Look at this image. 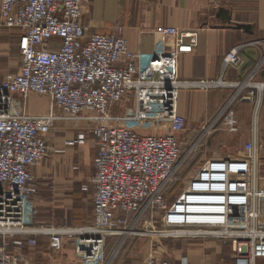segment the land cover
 I'll use <instances>...</instances> for the list:
<instances>
[{
	"label": "built area",
	"instance_id": "built-area-1",
	"mask_svg": "<svg viewBox=\"0 0 264 264\" xmlns=\"http://www.w3.org/2000/svg\"><path fill=\"white\" fill-rule=\"evenodd\" d=\"M89 2L0 0V23L20 34L21 58L19 71L0 84V264H33L37 239L56 233L76 236L70 238L84 264H107V238L133 231L148 217L156 218L154 212L173 237L216 238L230 244L234 264H258L264 260V227L254 208L257 153L208 160L170 208L166 203L164 187L197 151L184 142L181 90L215 84L183 81L180 75L181 57L193 54L199 33L158 28L165 50L146 60L130 50L120 31L87 34L83 17ZM256 44L263 46L264 40ZM239 51L227 54L225 68L242 63ZM246 81L238 84L240 91L251 88ZM31 94L49 98L51 111L28 113ZM130 96L134 107L117 114ZM57 110L72 121L92 123L98 139L94 221L80 230L34 228L27 220L29 202L38 193L33 168L50 153L43 132ZM219 116L225 128L239 130L233 110H221ZM213 123L203 131L216 128ZM86 139L80 134L76 142ZM146 264L189 261L151 258Z\"/></svg>",
	"mask_w": 264,
	"mask_h": 264
},
{
	"label": "crops",
	"instance_id": "crops-1",
	"mask_svg": "<svg viewBox=\"0 0 264 264\" xmlns=\"http://www.w3.org/2000/svg\"><path fill=\"white\" fill-rule=\"evenodd\" d=\"M222 10L225 13L220 17ZM226 13L231 23L247 25L249 29L232 27L228 18L226 21L223 18ZM83 22L88 35L120 31L130 50L146 60L152 55H161L165 50V43L156 34L158 28L197 31L199 44L195 51L181 57V78L191 83L227 81L229 86L226 89H229L242 80L245 82L260 61L262 48L256 41L264 40V0H90L85 7ZM19 39L18 33V43ZM235 49L240 50L242 63L225 68V57ZM198 92L199 89L195 88L183 91L181 113H188L193 100L198 98L208 106L220 98L226 100L229 97L223 88L218 92L205 91L201 96L196 94ZM50 104L49 98L45 97L33 99L30 106L39 113L36 116H42L51 111ZM221 110L214 111L213 116ZM58 125L56 134L50 133L46 138L50 148L48 157L33 168L38 193L29 202L27 220L34 228L62 231L90 226L94 221L93 198L91 208H81V199L88 197L91 191L94 196L92 182L96 173L98 139L93 132L90 133L84 120L75 121L74 125ZM80 134L87 137L84 144L76 142ZM89 180L92 181L90 185L86 183ZM52 191L54 196L65 198L62 206L50 208L53 207ZM65 205L69 208H64ZM47 236L38 238V244L43 241L47 246V251L39 252V260L44 257L41 264H45L47 258L51 264H73L75 258L69 239L61 234L56 239ZM135 248L132 253L119 257L116 264H140L137 262L142 260L139 257L145 255L143 242H136ZM185 258L192 264L187 256ZM76 259L80 264L78 256Z\"/></svg>",
	"mask_w": 264,
	"mask_h": 264
},
{
	"label": "rangeland",
	"instance_id": "rangeland-1",
	"mask_svg": "<svg viewBox=\"0 0 264 264\" xmlns=\"http://www.w3.org/2000/svg\"><path fill=\"white\" fill-rule=\"evenodd\" d=\"M113 32L117 33V30L110 33ZM261 48L262 54L260 56V61L252 70L250 75L251 79L249 78V80L244 83L245 85L247 83L250 84L251 88L240 91L242 88L238 84H233V88L226 89L229 86V84L226 83L227 81L215 83L211 86V89H202L197 87L195 89H199V92L196 94H200L199 96H201L202 93L205 94V91L211 90V92H218L219 89L223 88L227 91L229 97L226 100H222L220 98L216 101V103H210L208 106L205 105V102L202 99L198 98L197 101L193 100L188 113L183 114L180 111V113L184 115L187 120V128L183 133L186 136L184 137V142H192L197 151L189 158L186 157L183 160L177 168L171 181H169L164 187V193H166V203L169 208L179 198L182 191L186 188L188 182L192 179L195 173L202 168L208 160L213 158L235 156L244 157L255 155L257 153L258 163L254 170V178L255 183H257L258 190L254 208L257 210L260 224L264 227V90L262 92L258 90V86H264V44ZM20 61L21 58L18 50V31L9 29L0 23V84L7 74L16 73L18 71ZM242 82L244 81L242 80L238 83ZM183 91L184 90H181L180 99ZM245 97L251 98V101L244 102L243 98ZM42 98H45V96L38 94H31L29 96L27 106L28 113L33 116L39 115V113L35 111V108H31L30 103L33 99L39 100ZM260 102L261 104H259ZM134 105L133 96H130L129 102L121 106L120 110L116 109V112L117 114L123 115L127 113V108H132ZM50 106L51 104L49 105V108ZM221 108L222 110L229 109V111H234L235 119L239 123V130L237 132L223 126V120H220L219 116L220 112L213 116L214 111L216 112L221 110ZM54 114L56 118L52 122V126L43 132V138L45 140L48 137V134H56L57 129L59 128V123L61 125L64 123L74 125L75 123V121L70 120L67 115L60 110H57ZM214 121H216V128L211 129V131H203L204 128H208L213 125ZM85 122L87 123L89 130H91L92 123L87 120ZM91 132L92 131H90V133ZM186 147L185 149H187ZM91 180L86 183L90 185L92 182ZM90 193L91 194L88 197L85 198L83 196L81 199V208L92 207L93 192L91 191ZM54 195L55 192L52 191V200H50L53 202V207L50 208H54V206H62L64 204L63 200L65 198ZM64 208L69 207L65 205ZM152 215L156 218L153 219L148 217L141 224L139 223L135 228H133V231L129 233L127 232V234L122 236H111L107 238V246L104 249L108 258L107 264H116L119 257L123 254L132 253V251L136 249V242L139 241L143 242L145 249V255L141 256L144 258L139 257V259L142 260L137 261L140 264H146L148 259L153 256L172 261H177L180 258L181 261L185 258V256H187L192 264H234L233 253L229 243L216 238L204 240L175 238L170 234L169 230L162 226L159 212H154ZM87 227L88 226L77 229H68L80 230ZM165 234L167 235V238L163 237L166 236ZM57 235H60V233H56L55 235L50 234L47 237L54 239L60 238V236L57 237ZM71 236L72 235L65 234V237L69 239V245L72 247L74 253L72 254L75 258L73 264H78L76 256H78L81 260L80 264H84L83 258L79 254L78 249H76L74 241L76 236H72L74 238H70ZM137 249H139L138 245ZM41 251H47V246L43 241H41V243L39 242L36 248L37 257L36 260H33V264H41V261L44 260V257L39 260V252ZM127 261L129 260L127 259ZM259 262L264 264V260ZM44 263L51 264L52 262L49 258H47Z\"/></svg>",
	"mask_w": 264,
	"mask_h": 264
},
{
	"label": "water",
	"instance_id": "water-1",
	"mask_svg": "<svg viewBox=\"0 0 264 264\" xmlns=\"http://www.w3.org/2000/svg\"><path fill=\"white\" fill-rule=\"evenodd\" d=\"M224 13H225V11L222 10L221 13H220V17H221ZM225 16H226V17H223V18H225V21H226L227 18H228V17H227V13H226ZM228 20H229V18H228ZM229 24L232 25V27H235V28H238V29H245V30H248V29H249V26H247V25L233 24V23L230 22V20H229Z\"/></svg>",
	"mask_w": 264,
	"mask_h": 264
},
{
	"label": "bare ground",
	"instance_id": "bare-ground-1",
	"mask_svg": "<svg viewBox=\"0 0 264 264\" xmlns=\"http://www.w3.org/2000/svg\"><path fill=\"white\" fill-rule=\"evenodd\" d=\"M223 84H224V83H223ZM258 87H259V86H258ZM262 87L264 88V86H260V87H259V90H262V89H263Z\"/></svg>",
	"mask_w": 264,
	"mask_h": 264
}]
</instances>
